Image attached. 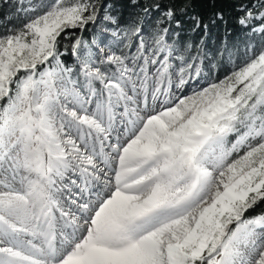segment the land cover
Segmentation results:
<instances>
[{"label": "snow or ice", "instance_id": "6c2138e0", "mask_svg": "<svg viewBox=\"0 0 264 264\" xmlns=\"http://www.w3.org/2000/svg\"><path fill=\"white\" fill-rule=\"evenodd\" d=\"M0 264H264V0H0Z\"/></svg>", "mask_w": 264, "mask_h": 264}]
</instances>
